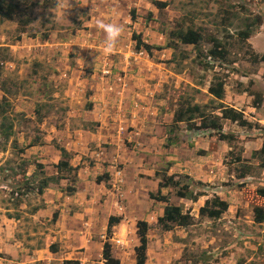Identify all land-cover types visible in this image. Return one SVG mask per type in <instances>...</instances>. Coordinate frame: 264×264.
<instances>
[{
	"label": "rangeland",
	"instance_id": "374dc122",
	"mask_svg": "<svg viewBox=\"0 0 264 264\" xmlns=\"http://www.w3.org/2000/svg\"><path fill=\"white\" fill-rule=\"evenodd\" d=\"M5 1L18 3L31 21L22 33L16 22L0 16V103L14 131L6 150L0 148V264H29L34 251L48 244L55 225L48 219V188L41 196L36 190L28 192L19 201L11 191L25 176L39 179L36 164L43 165L41 172L48 176L57 156L61 159L58 148L68 153L70 165L81 157L74 163L77 170L87 167L91 174H100L89 180L108 173V166L122 171L125 166L118 158L102 156L106 152L105 145H98L101 141L92 142L94 135L108 130L122 136L124 155L131 153L143 162L131 173L140 174L141 180L172 176L181 187L188 186V195L197 196L192 201L180 198L177 188L162 190L192 221L187 227L172 226L170 232L154 222L150 229L156 234L146 264H264V224L253 222V208L264 201L259 196L264 169L253 157L264 139V64L251 57L264 54V0H69L72 7L65 17L57 0ZM153 1L168 6L159 11ZM257 16L261 25L254 23L250 37L242 41L238 34L245 29L244 20L251 23ZM97 18L124 26L111 55L103 52L105 34L95 27ZM190 26L202 34L198 46L166 47L169 32ZM134 34L154 48L151 56L142 47L136 49ZM213 38L224 47L225 58L208 57V67H200L197 56L206 55ZM215 77L225 83L220 101L208 93ZM219 102L241 111L252 123L244 128L223 121V131L234 137L229 144L219 145L214 137V147L207 136L198 137L203 132L186 124L170 125L174 111L184 103L209 114ZM142 120L154 128L138 140L132 131ZM21 148L24 152L17 155ZM165 150L171 151V163ZM227 152L240 155L251 167L245 178L238 179V165L229 164ZM22 160L27 163L25 174L19 168ZM155 170L157 175L150 178ZM66 185L63 193L68 194ZM115 190L122 194L120 186ZM214 197L228 203L227 212L216 220L201 217L199 209ZM160 203L163 209L166 203ZM33 208L39 209L31 213ZM184 254L187 261L181 258Z\"/></svg>",
	"mask_w": 264,
	"mask_h": 264
},
{
	"label": "crops",
	"instance_id": "0c3cea01",
	"mask_svg": "<svg viewBox=\"0 0 264 264\" xmlns=\"http://www.w3.org/2000/svg\"><path fill=\"white\" fill-rule=\"evenodd\" d=\"M142 99L145 98L142 96ZM146 117L144 119H147ZM170 121L172 122V117ZM152 128L154 127L148 125L146 120H142L141 127L132 131V137H138L139 140L142 137V132L152 133ZM164 130L166 129L164 128ZM108 132L109 130L107 134L106 131H103L101 135H94L92 142L95 144L101 141V144L98 145H105L103 148L106 152L102 156L109 160L118 158V163H122L125 167L122 172L118 168L120 170L119 175H116L114 171L115 177L113 178L114 165L111 170L108 166V173L102 174H108V176L99 183L94 179H89L100 174H91L87 167L80 168L76 172L78 178L75 183L76 190L69 196L62 191L63 185H66L65 183L62 184L61 182L60 184L58 182L48 187V204H46L48 206V219L52 220L55 211L58 212V216L55 225L52 227V234L48 235V244L34 251L28 261L29 264H64L66 261H78L79 264H105L102 251L106 242L111 245V255L119 261V264H135V247L139 245L136 227L138 221H144L149 226L147 257L149 256L150 239L156 234L152 232L150 226L154 222L159 223L164 209H160L159 205L161 203L151 199L149 194H153L151 192L155 190L157 193L160 180L151 178V175L153 177L157 175L156 170L148 174L151 179L141 180L140 177L138 178L140 174L131 173L133 169L141 168L143 162L140 163V159L136 160L131 153L124 155L122 153L124 148L122 136H114L115 130L110 131L109 134ZM85 137L90 138L89 135H85ZM148 138L153 139L154 137ZM220 143L223 142L219 141V145ZM85 151L86 149L82 154ZM170 152L165 150L167 162L173 160L169 155ZM59 158L57 156L53 163L57 164ZM80 159L81 157H78L71 166H76L74 163H78ZM94 168L99 173L102 171L98 165ZM181 169L184 170V166ZM54 171L53 166V171L48 172V176L57 174ZM116 186H120L121 195L115 193ZM162 190L161 194L164 195ZM111 217L119 218V222L113 224L110 232H108ZM170 230L167 231L170 232Z\"/></svg>",
	"mask_w": 264,
	"mask_h": 264
},
{
	"label": "trees",
	"instance_id": "16d2710c",
	"mask_svg": "<svg viewBox=\"0 0 264 264\" xmlns=\"http://www.w3.org/2000/svg\"><path fill=\"white\" fill-rule=\"evenodd\" d=\"M154 7H156L159 11H162L166 9L168 6V2L163 1H153ZM0 16L3 20L9 21V22H16L18 24V31L24 33L27 26L30 24V17L26 14V10L24 11L20 5L13 1L6 2L5 0H0ZM228 19V17L226 18ZM226 20L224 19V22ZM245 23V29L239 32L240 39L242 41L247 40L250 37L251 33V26L255 23L256 25H261V17L257 16L255 17L254 21L251 23H248V20H244ZM226 31V30H224ZM168 37L170 41L167 44V48L176 49L177 44L180 43L182 45H193L194 47L198 46L200 42L202 41L203 37L200 31L193 28V26H190L186 29L180 28L179 30H174L169 32ZM132 39L136 42V49L139 50L140 47L144 49V51L151 56L152 46L148 44H144L141 41L140 35H133ZM19 40V36L17 38ZM176 40L177 42H174ZM241 41V42H242ZM213 43L212 48L206 53V55L202 58L200 56H197L199 63L198 65L200 67L207 68L208 62H206V59L209 57V59L217 58V59H224L225 58V52L224 47L221 45V43L213 38L211 40ZM156 49H163V48H156ZM250 53V52H249ZM182 59H186V55L182 54ZM252 62L254 63H263L264 64V54L258 55V54H251ZM201 59V60H200ZM224 81L223 79L219 77H215L208 88V93L214 97L215 100L220 101L223 99L224 96ZM259 101V100H258ZM3 104L0 103V148L2 151L6 150V145L10 138L14 135L13 131V123L10 122L3 109ZM258 105V104H256ZM217 112V113H214ZM41 121V116L38 118ZM230 121L231 123H235L240 127H246L250 128L252 127V123L245 119L243 113L241 111H237L234 108L228 107L221 102L217 104V106L213 109L212 112L209 114L205 112V110H202L197 105H190L188 103H184L180 105L173 113V126H177L178 124H186L188 129L194 130L198 133V131L203 132L204 134H198L207 136V138L210 139V143H212L215 147L214 137H216V141L220 142H226L227 144L234 141V137L231 134H227L223 131L222 122L223 121ZM206 134V135H205ZM175 142L174 140L172 141ZM30 145H35V142H32ZM29 145V146H30ZM38 145V144H37ZM58 150L61 153V159L58 161L57 164H54V167L57 170V174L53 176H45L41 172V169H43V165L36 164L37 171L39 173L36 174V176L39 177L38 180H35V175L33 178H27L24 177V181L20 186H17L14 188L10 196L13 198L14 201H19L23 196H25L28 192H33L36 190L37 195H42L51 184L58 183L59 180H68L70 182V185L66 187V192L71 195L75 192V187L72 186L75 184L77 178H76V172L77 169L72 167L69 164L70 157L68 153L63 148H58ZM24 149H19L18 153H23ZM205 152H200V155H204ZM228 155L230 156V163L229 164H237L238 168H236V172H238V179L245 178L246 175L249 174L251 167L249 165H244L242 162L241 156L233 157V153L229 152ZM253 157L259 161L258 167L261 169H264V139L262 147L259 151H256L253 153ZM27 163L26 161H21L19 168L22 169V174L26 173V170L23 166H25ZM108 174L96 178V182L99 183L103 178L107 177ZM37 181L35 188L32 186V183ZM173 187L177 188V195L180 198H189L192 201L197 200V196H191L188 195V186H185V188L181 187L180 180H174L172 176L163 175L162 180L158 183V190L155 195L149 194V197L153 200L164 202L166 203L164 209H163V216L159 219V224H164L163 229L164 230H170L172 226L176 227H187L191 224L192 217L188 213H183L180 206L172 205L169 203L166 196L161 194V189ZM63 190V189H62ZM198 196H201L198 194ZM259 196L264 200V189L259 190ZM43 207V206H42ZM228 203L226 201L220 200L218 197H214L211 200H206L204 206H202L199 209V215L201 217H207L209 219H219L227 210H228ZM39 208H33L31 213L37 212ZM58 212L55 211L53 213L52 220L55 221L57 219ZM119 218L111 217L109 219V226H108V232H110V228L113 226V224L118 223ZM253 222L258 225L264 224V201L261 205L255 206L253 208ZM137 235L139 238V245L135 247V264H146L147 261V231L149 229V226L146 222H137ZM187 256V255H186ZM188 257V256H187ZM102 258L104 260L105 264H119V261L114 259L111 255V246L108 243H105L103 246L102 251ZM182 260H185V254L181 257ZM187 261V259L185 260ZM187 263V262H186ZM64 264H79L78 261H66Z\"/></svg>",
	"mask_w": 264,
	"mask_h": 264
},
{
	"label": "clouds",
	"instance_id": "9594fccd",
	"mask_svg": "<svg viewBox=\"0 0 264 264\" xmlns=\"http://www.w3.org/2000/svg\"><path fill=\"white\" fill-rule=\"evenodd\" d=\"M57 7L60 9L61 15H63L65 17V10L70 9L72 7V5L70 4L69 0H57ZM95 27L102 31L105 34V40H104V44H103V52L105 55H111L115 52L116 50V45L117 42L119 41L120 37L122 36L123 32H124V26L121 25L120 23H114V22H106L104 18H97L95 20ZM144 50V49H143ZM82 62V61H81ZM83 62H82V67H83ZM172 121H173V116H172ZM172 122H171V124ZM179 125V124H178ZM177 125V126H178ZM174 127V126H173ZM171 132V131H169ZM55 168V167H54ZM56 170V168H55ZM117 170H119L116 167H113V178L115 177L114 175V171L116 175L120 174V170L117 172ZM57 172V171H56ZM122 172V171H121ZM56 175V174H55ZM104 176V175H102ZM100 176V177H102ZM77 178V177H76ZM63 180V179H61ZM68 183L66 185V187L68 185H70L69 181L66 180ZM60 182V181H59ZM76 183V182H75ZM75 184H73L72 186H74ZM65 187V188H66ZM75 187V186H74ZM76 188V187H75ZM66 190V189H65ZM64 191V190H62ZM65 193V192H64ZM67 196H69V194H66ZM72 195V194H71ZM227 212V211H226ZM139 222V221H138ZM140 222H144V221H140ZM137 224V223H136ZM148 225V224H147ZM167 231V230H166ZM148 232V231H147ZM147 236V234H146ZM108 243V242H106ZM109 244V243H108ZM111 246V245H110Z\"/></svg>",
	"mask_w": 264,
	"mask_h": 264
}]
</instances>
